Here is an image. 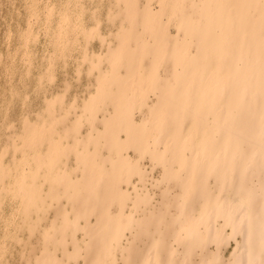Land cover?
Listing matches in <instances>:
<instances>
[{
	"label": "bare ground",
	"instance_id": "obj_1",
	"mask_svg": "<svg viewBox=\"0 0 264 264\" xmlns=\"http://www.w3.org/2000/svg\"><path fill=\"white\" fill-rule=\"evenodd\" d=\"M118 1L127 20L84 101L85 136L61 116L22 139L31 159L8 192L23 224L58 203L36 263L264 264V0ZM76 150L78 178L53 172Z\"/></svg>",
	"mask_w": 264,
	"mask_h": 264
},
{
	"label": "rangeland",
	"instance_id": "obj_2",
	"mask_svg": "<svg viewBox=\"0 0 264 264\" xmlns=\"http://www.w3.org/2000/svg\"><path fill=\"white\" fill-rule=\"evenodd\" d=\"M119 6L123 7L118 0H0V173L10 174L0 180V264H37L36 258L42 249L40 233L54 219L52 208L58 203H52L54 206L44 211L39 223L31 213L28 220L37 222L34 223L37 228L31 226L36 232L29 231L23 224L20 212L23 199H14L8 192L20 171L16 168L18 163L31 159L22 139L28 127L47 125L61 116L64 121L59 128L77 122L78 140L85 136L84 101L90 93H95L100 72L109 77L112 65L106 57L107 48L118 43L115 33L120 18L127 20L118 15ZM152 8L157 9V4H152ZM125 25L128 26L126 21ZM169 28L171 34L176 33L174 27ZM85 31L91 32V37H84ZM127 71L129 68L122 66L115 73L122 78L130 73ZM104 82L114 88L111 80ZM155 98L151 95L153 102ZM107 104L108 112L97 114L96 129L92 130L94 136L103 128V116L108 117L112 110L111 104ZM140 115L135 112L138 122ZM54 137L58 138L56 134ZM62 143L66 144L65 140ZM80 152H71L55 163L53 172L68 171L72 179L78 178L80 164L76 160ZM28 168L24 166L26 172ZM30 168L35 170L33 164ZM36 185L44 195L48 183L39 177ZM60 202L66 203L65 200ZM84 220L80 219L79 224L83 225ZM90 220L93 222L95 217ZM78 235L80 240V233ZM69 245L67 248L72 251ZM233 248L232 242L223 252L224 259ZM78 261L82 263V259Z\"/></svg>",
	"mask_w": 264,
	"mask_h": 264
}]
</instances>
